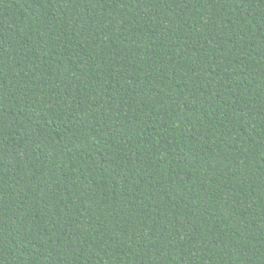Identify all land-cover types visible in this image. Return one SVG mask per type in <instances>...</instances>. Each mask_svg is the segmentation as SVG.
I'll return each mask as SVG.
<instances>
[{
    "label": "trees",
    "instance_id": "1",
    "mask_svg": "<svg viewBox=\"0 0 264 264\" xmlns=\"http://www.w3.org/2000/svg\"><path fill=\"white\" fill-rule=\"evenodd\" d=\"M0 264H264V0H0Z\"/></svg>",
    "mask_w": 264,
    "mask_h": 264
}]
</instances>
